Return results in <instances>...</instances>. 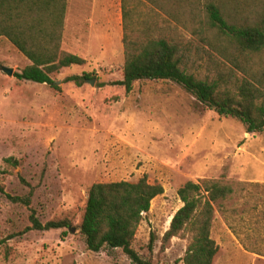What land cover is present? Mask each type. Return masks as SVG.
Wrapping results in <instances>:
<instances>
[{
  "label": "rangeland",
  "instance_id": "obj_1",
  "mask_svg": "<svg viewBox=\"0 0 264 264\" xmlns=\"http://www.w3.org/2000/svg\"><path fill=\"white\" fill-rule=\"evenodd\" d=\"M236 11L244 12L242 21L259 24L264 0H246ZM165 27L186 73L223 87L241 78L232 62L243 59L224 38H197L173 22ZM114 29L109 36H88L78 47L72 34L77 31L82 40L83 24H67L65 15L61 50L78 51L85 63L50 75L60 91L19 82L14 73L31 63L0 38V66L14 71L8 76L0 70V185L11 197L30 195L28 206L0 195V264H134L120 249L87 250L78 228L92 185L136 183L143 177L163 187L135 232L133 248L143 262L183 264L187 234L161 251L171 219L183 205L178 190L187 182L219 180L261 187H247L245 207L257 204L256 212L227 222L214 205L210 237L218 252L212 264H264V217L258 214L264 209V133H247L240 122L220 118L174 82H137L129 93L110 85L122 80L125 62L123 31ZM83 75L93 85L63 82ZM8 158L18 166L7 164ZM243 208L239 205L238 214ZM32 212L43 225L65 220L75 231L65 236L63 229L24 232Z\"/></svg>",
  "mask_w": 264,
  "mask_h": 264
},
{
  "label": "trees",
  "instance_id": "obj_2",
  "mask_svg": "<svg viewBox=\"0 0 264 264\" xmlns=\"http://www.w3.org/2000/svg\"><path fill=\"white\" fill-rule=\"evenodd\" d=\"M245 3L246 0H121L123 78L110 85L123 87L129 93L137 82H174L220 118L240 122L247 133H264V13L259 24L242 21L244 12L236 10ZM233 6L236 10L231 9ZM66 9L67 0H0V38L8 40L31 63L14 73L19 82L46 84L60 91L50 75L85 63L81 57L61 50ZM169 22L191 36L216 34L232 44L243 59L232 62L241 78L228 80L223 87L219 81L201 80L186 73L180 67L178 45L164 34L165 23ZM86 80H90L88 75L70 76L63 82L79 86ZM5 162L15 167L19 164L12 158ZM247 187L261 186L219 180L187 182L178 190L183 205L171 219L161 251L168 248L173 238L187 234L183 264H212L218 252L210 237L214 205L227 222L231 217L256 212L257 204L245 207ZM162 194L163 187L150 184L145 177L136 183L92 185L78 228L87 250L98 253L120 249L132 263L149 264L140 259L133 241L151 202ZM0 195L14 203L30 204V195L11 197L2 185ZM239 205H244L240 214ZM258 214L264 217V209ZM29 222L24 232L63 229L65 236L72 230L71 223L65 220L43 225L34 212ZM229 228L236 233L231 224ZM3 243L0 241V251ZM152 244L151 237L150 250Z\"/></svg>",
  "mask_w": 264,
  "mask_h": 264
},
{
  "label": "crops",
  "instance_id": "obj_3",
  "mask_svg": "<svg viewBox=\"0 0 264 264\" xmlns=\"http://www.w3.org/2000/svg\"><path fill=\"white\" fill-rule=\"evenodd\" d=\"M66 20L67 24L73 22L74 27L79 22L83 24L82 40H77V31L72 34L71 42L79 47L88 36H109L116 25L119 32L122 31L121 0H67ZM73 54L77 55L78 51Z\"/></svg>",
  "mask_w": 264,
  "mask_h": 264
},
{
  "label": "water",
  "instance_id": "obj_4",
  "mask_svg": "<svg viewBox=\"0 0 264 264\" xmlns=\"http://www.w3.org/2000/svg\"><path fill=\"white\" fill-rule=\"evenodd\" d=\"M0 70L2 72H4L6 75H8V76H13V72L14 71H13L12 68H7V67L0 66ZM86 81L89 82L91 85H93V80H86ZM57 84H59V82ZM74 231H75L74 229L71 230V232H74Z\"/></svg>",
  "mask_w": 264,
  "mask_h": 264
}]
</instances>
